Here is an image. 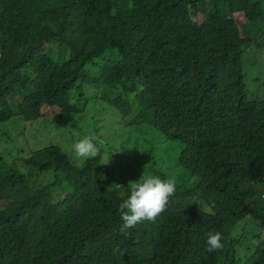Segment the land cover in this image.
<instances>
[{"label": "trees", "instance_id": "obj_1", "mask_svg": "<svg viewBox=\"0 0 264 264\" xmlns=\"http://www.w3.org/2000/svg\"><path fill=\"white\" fill-rule=\"evenodd\" d=\"M254 65L264 72V0H0V123L39 121L43 105L75 114L92 85L182 170L167 210L125 236L129 182L102 148L127 128L94 127L101 156L86 162L53 145L0 153V264H264ZM164 166L156 155L149 174L169 178ZM208 232L222 249L205 250Z\"/></svg>", "mask_w": 264, "mask_h": 264}, {"label": "rangeland", "instance_id": "obj_2", "mask_svg": "<svg viewBox=\"0 0 264 264\" xmlns=\"http://www.w3.org/2000/svg\"><path fill=\"white\" fill-rule=\"evenodd\" d=\"M39 60L30 69L36 71ZM25 76L29 77L27 74ZM249 77L251 82L256 83L251 87L250 95L263 98L264 72L254 65L250 68ZM245 80L247 82L246 77ZM83 91L85 100L79 105L80 109L75 114L60 112L56 106L43 105L40 108L42 117L39 121L31 122L29 119L18 117L0 123V153L8 159H14L19 146L28 144L29 148L38 150L53 145L66 149V155L73 157L70 151L71 145L83 136L94 134V127L98 124L101 128L104 126L125 127L131 131V135L122 145L116 149H111L107 145L102 148L104 162L106 163L109 157L106 164L115 171L117 176L128 182L138 181L143 171L149 174L157 155V158L161 159V163L165 165L163 170L169 174V178L177 179L182 171L172 162L177 152H173L170 147H164L157 133H151L144 128L134 129L126 126L118 112L97 94L100 90L96 87L85 85ZM75 121L77 122L74 123ZM192 181L191 178L190 184ZM22 201L26 202V197H23Z\"/></svg>", "mask_w": 264, "mask_h": 264}, {"label": "clouds", "instance_id": "obj_3", "mask_svg": "<svg viewBox=\"0 0 264 264\" xmlns=\"http://www.w3.org/2000/svg\"><path fill=\"white\" fill-rule=\"evenodd\" d=\"M96 140L94 134L83 136L71 145V154L75 159L85 162L101 156ZM108 160L109 157L107 162ZM129 186V194L119 205L120 219L123 222L120 232L125 236L129 235L128 229L135 228L142 222H155L167 210L177 187L175 177L161 179L144 171L139 180L129 182ZM205 235L206 251L222 249V236L219 232H208Z\"/></svg>", "mask_w": 264, "mask_h": 264}]
</instances>
